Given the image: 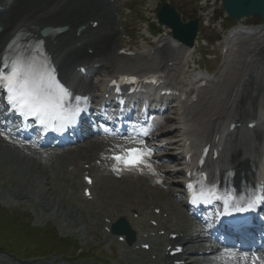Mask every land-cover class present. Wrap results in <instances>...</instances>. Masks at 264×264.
<instances>
[{
  "label": "bare ground",
  "instance_id": "bare-ground-1",
  "mask_svg": "<svg viewBox=\"0 0 264 264\" xmlns=\"http://www.w3.org/2000/svg\"><path fill=\"white\" fill-rule=\"evenodd\" d=\"M115 4V2H114ZM114 4L110 5L107 3V0H0V7H4L5 10L3 13H0V56L3 52L5 46L9 43L12 38L17 34L26 36L28 40H39L41 39L40 31L43 28H49L51 30L50 34L44 39L49 51V54L52 57L54 65H57L58 69L60 66L66 70V77L61 73V78L65 80L74 81L73 76L70 73V68L72 66H89L96 65L97 69L95 71L89 70L92 74L99 73L98 83L104 81L106 77H112L118 72L124 71L125 69L135 72V73H149L154 71H160L167 73L170 77L174 76V71L177 69L182 62L179 60V56L185 53H191L193 49H186L182 47L180 53L174 52L169 53L170 46L167 40L159 41V47H163L161 52L159 47L155 49L156 53H161L163 58L166 59L164 62H158L157 64L151 63L153 59H150L151 56L148 54H141L137 56V60H143L144 65H134V67L127 68L122 65V61L126 60L123 56H118L116 53L120 50L118 48L120 45L119 38L122 33L118 31V19L115 17L104 16L100 17L99 12L107 10V7H111ZM99 22V26L96 29H92L90 24L92 22ZM244 21H242L243 23ZM241 23V24H242ZM66 28V31L63 33H57L56 29ZM82 27L83 30L78 37L76 35L77 29ZM261 29H252L250 32H253L255 36H258L260 39V46L256 48L254 54L249 52L251 58L246 62L241 64L238 67L236 72H230L229 65L227 66L228 71H223L222 73H231L235 77L233 80L230 77H227L222 86L225 87L226 92L221 95L218 92L208 93L211 97L201 108L192 110L191 113H187V110L184 109L183 114L188 122L200 126L202 131L205 132V137L200 136L197 138V141H194L196 145L197 142L209 141L210 135L216 134L218 132L219 125H223L229 119H235L236 123L241 122L242 125L248 124L249 122L255 121V114L258 113L260 108H264V24L260 25ZM116 28V29H115ZM241 28V27H240ZM240 32V31H239ZM234 34L233 36H236ZM81 43V47H76V44ZM230 43H227L229 47ZM172 47V46H171ZM162 60V59H161ZM172 62L173 64L169 66L168 64ZM229 64V59L226 60V63ZM179 64V65H178ZM242 76V77H240ZM248 77V80L245 78ZM222 78L221 75L216 76L217 81H220ZM72 85V83H70ZM95 86H89L86 88V91H93ZM76 89L75 87H73ZM206 96V98H207ZM202 100L205 101V97H202ZM261 103V104H260ZM247 119V121H245ZM171 123V121H168ZM178 138L182 143L185 139H194L192 132H185L182 129V126L177 128ZM239 133V131H236ZM252 134L257 138L261 139L263 136V129L259 128L252 132ZM213 141V139H212ZM237 139H235V142ZM80 150H71L68 151V154L55 153L54 157L48 158L47 161H50L47 168L44 167L45 162L41 159V154L39 155H29L24 150H19L6 144L2 146L0 143V172L7 176V179L14 180L17 182V191L20 193L21 197L30 198L32 196H37L33 192H38L42 194V198L46 201V204L43 205V199L34 204L37 206L38 210L42 213L43 208L47 209L45 214L38 211L39 217L48 219L54 218L55 216H61V220L66 218V222L71 223L70 220L79 222L81 228L75 231L70 230L69 226L65 224V228H62L64 233H73V234H88L89 229H87L85 224L86 217L83 215L84 210L81 205H77L74 201L63 203L58 195L60 192L58 189L46 187H36L29 185L22 176L21 173L25 171L27 166H31L29 169L33 174H38L41 178L40 184L42 186L43 182H53L54 180V171L57 168V165H60V160L73 159V160H86L88 162H82V164L90 165L91 156H96L99 158V153L102 152V149H95L92 153L80 155ZM243 159L242 155L238 152H235L230 157V163H232L227 168L221 169V176H225L227 171L235 172L238 176L237 170L232 166L237 163L239 160ZM67 161H64L62 165H66ZM80 165V161H77L73 164L76 171L75 184L81 185L80 179L82 173L85 171ZM44 167V168H43ZM95 167H90L89 172H94ZM45 178V179H43ZM47 180V181H46ZM1 181V180H0ZM128 183L125 180L120 182H113V184H118V187L108 186L109 191L103 193L106 200L111 204L110 207L105 205H97V207L102 210L100 211L106 217L110 218L113 213L117 214V217L126 215L131 217L134 214H140L146 216L149 211L144 210V206L139 209L135 204H138V198L135 200V196L131 195L130 197H121V195L126 193V185H130L134 188L135 192L142 191L144 198H149L152 201L153 194L164 193L159 189H155L152 193L151 187H137L129 180ZM148 185L150 182L145 181ZM6 181H1L0 186L8 185ZM133 184V185H132ZM174 186L177 187L178 183H174ZM80 187V186H79ZM57 194V195H56ZM149 194V195H147ZM49 200H57V204L63 206L61 212H56L51 209L48 205ZM147 201V200H146ZM153 205L156 209L160 210V215L157 216L159 221H163V216L167 213L177 217L179 216L178 209L173 206L161 205L158 202L153 200ZM127 208V210H124ZM97 209H94V211ZM89 211L87 212V214ZM124 214V215H121ZM57 219V217H55ZM128 219V218H127ZM135 223L131 221L133 226ZM136 229L140 233L147 228L145 219H142L140 223L135 224ZM164 227L168 229H174L177 232L181 231L183 233H190V227L187 225V221L184 218H181V221L178 225L175 223L172 226L169 222L163 221ZM186 225V226H184ZM110 238V237H109ZM108 238V239H109ZM176 242H181L180 239H177ZM170 243V242H168ZM194 246V243L191 244ZM206 250V249H200ZM210 256L204 257L201 262L194 264H218L215 261L209 258ZM234 262V261H233ZM231 262H227L229 264ZM219 264H224V261H220Z\"/></svg>",
  "mask_w": 264,
  "mask_h": 264
},
{
  "label": "snow or ice",
  "instance_id": "snow-or-ice-1",
  "mask_svg": "<svg viewBox=\"0 0 264 264\" xmlns=\"http://www.w3.org/2000/svg\"><path fill=\"white\" fill-rule=\"evenodd\" d=\"M0 89L5 91L4 98L11 110L22 116H32L41 124H58L56 130L74 125L77 117L86 110L80 106V101H86L87 97L73 96V93L56 79L55 69L50 67L49 62L39 61L35 56L18 55L11 61L5 60L0 67ZM128 154L135 158L126 161L127 163L139 162L135 150H129ZM114 158L122 159L121 156ZM188 188L191 189L192 185L189 184ZM256 202L250 201L248 208H254ZM246 210L234 208L236 212ZM258 259L260 258L253 254V261ZM260 264H264V260H261Z\"/></svg>",
  "mask_w": 264,
  "mask_h": 264
},
{
  "label": "rangeland",
  "instance_id": "rangeland-1",
  "mask_svg": "<svg viewBox=\"0 0 264 264\" xmlns=\"http://www.w3.org/2000/svg\"><path fill=\"white\" fill-rule=\"evenodd\" d=\"M162 2L163 0H130V2L126 3L124 7H122V12L124 16V24L126 25V30L128 33L133 34V36H136L135 38L131 39L132 46L145 48L144 42H146V38L143 37L142 34H145V29L147 28L146 22L154 20L157 14V10L161 6ZM167 2L171 4L179 13L183 15L182 20H186L194 16L197 17L199 15V12H198L199 8L197 7L198 8L197 10L196 6H194L193 4H190L188 2H183L181 0H168ZM125 7L129 8L130 11L128 12L127 10H125ZM221 13H222V7L220 5V0H216V4L207 11V14L214 17L215 21L213 23H215L216 28L214 29L212 28L203 29L202 28L201 37L207 38L208 40L209 39H212V40L221 39V37L218 35V32H217V30H219V25L221 27L228 25L225 20V15L222 16ZM247 22L257 23V21L254 18H252L251 20ZM209 50L207 49L206 51L209 52ZM255 51L256 50L252 51L251 54H254ZM0 180L8 182L9 185L12 186V188L14 187L17 188V182H13L14 180L9 181V179H7V176L4 175L2 172H0ZM47 203L49 207H51L52 210H54L55 207H59L58 210L59 212H61L63 209V206H60L59 204H57V200L56 201L49 200ZM42 204L43 205L46 204V201L44 199H43ZM1 232L2 231L0 229V234ZM3 237H6V238L5 239L3 238L4 240H0V246L7 247V245H9L10 248H7L8 249L7 251H12L22 257H26L28 253L37 254L35 255V257H37L40 253H43L46 250V249L36 250L35 245H33L34 247H33L32 252L22 253L20 249L23 247L30 248L32 244H34V240H31L29 243H26L27 245H25L23 244V241H20L17 239L12 240L8 235H5ZM43 243L48 244L49 240L48 241L45 240ZM54 257L55 256H52V258Z\"/></svg>",
  "mask_w": 264,
  "mask_h": 264
},
{
  "label": "water",
  "instance_id": "water-1",
  "mask_svg": "<svg viewBox=\"0 0 264 264\" xmlns=\"http://www.w3.org/2000/svg\"><path fill=\"white\" fill-rule=\"evenodd\" d=\"M224 10L235 20L242 17L258 15L264 20V0H222ZM160 23L167 25L173 31L176 39L191 45L196 33V22L182 25L179 17L167 5L158 13Z\"/></svg>",
  "mask_w": 264,
  "mask_h": 264
}]
</instances>
